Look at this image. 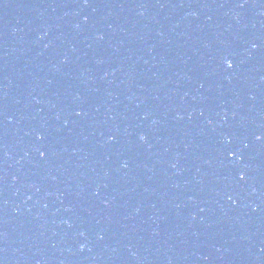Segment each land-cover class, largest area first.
I'll list each match as a JSON object with an SVG mask.
<instances>
[{"label":"water","instance_id":"obj_1","mask_svg":"<svg viewBox=\"0 0 264 264\" xmlns=\"http://www.w3.org/2000/svg\"><path fill=\"white\" fill-rule=\"evenodd\" d=\"M0 264H264V0H0Z\"/></svg>","mask_w":264,"mask_h":264},{"label":"snow or ice","instance_id":"obj_2","mask_svg":"<svg viewBox=\"0 0 264 264\" xmlns=\"http://www.w3.org/2000/svg\"><path fill=\"white\" fill-rule=\"evenodd\" d=\"M228 66H229V67H232V64H231V62H229Z\"/></svg>","mask_w":264,"mask_h":264}]
</instances>
